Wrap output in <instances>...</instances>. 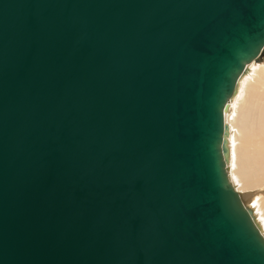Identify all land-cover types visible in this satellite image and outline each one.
<instances>
[{"label":"water","instance_id":"1","mask_svg":"<svg viewBox=\"0 0 264 264\" xmlns=\"http://www.w3.org/2000/svg\"><path fill=\"white\" fill-rule=\"evenodd\" d=\"M264 0H0V264H264L224 113Z\"/></svg>","mask_w":264,"mask_h":264},{"label":"bare ground","instance_id":"2","mask_svg":"<svg viewBox=\"0 0 264 264\" xmlns=\"http://www.w3.org/2000/svg\"><path fill=\"white\" fill-rule=\"evenodd\" d=\"M258 63L247 64L224 113L228 176L247 205L251 193L264 188V68ZM251 208L264 235V196Z\"/></svg>","mask_w":264,"mask_h":264},{"label":"rangeland","instance_id":"3","mask_svg":"<svg viewBox=\"0 0 264 264\" xmlns=\"http://www.w3.org/2000/svg\"><path fill=\"white\" fill-rule=\"evenodd\" d=\"M260 68H264V60L263 61H260L258 64H257ZM251 193V192H250ZM251 197L250 199L248 200V206L251 208L252 207V203L253 201L257 198V197H260V196H264V188L261 189L260 191H256V192H252L251 193ZM252 209V208H251Z\"/></svg>","mask_w":264,"mask_h":264}]
</instances>
